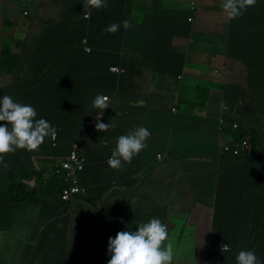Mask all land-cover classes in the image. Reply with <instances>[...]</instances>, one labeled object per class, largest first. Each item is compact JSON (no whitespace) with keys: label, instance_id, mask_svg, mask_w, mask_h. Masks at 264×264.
<instances>
[{"label":"crops","instance_id":"crops-1","mask_svg":"<svg viewBox=\"0 0 264 264\" xmlns=\"http://www.w3.org/2000/svg\"><path fill=\"white\" fill-rule=\"evenodd\" d=\"M116 1L108 0V4ZM76 2L84 9L83 0H0V62L3 50L19 53L20 45L33 34H41L46 23L77 18L71 15ZM222 3L128 0L124 9L129 19L151 21L159 14L166 36L179 28L171 47L176 56L186 58L183 73L175 78L154 71L150 66L157 65L151 58L152 40L128 42L133 64L128 73L130 84L124 89L130 97L127 94L122 101L110 96L108 123L114 119L115 126L104 142L109 148H93L80 174L87 193L71 204L63 202L52 181L53 170L63 158L37 160L44 167L42 185L36 179L29 184L44 189L41 195H34L32 203L10 205L3 196L6 187L2 191L0 264H107L111 258L109 237L121 230H137L139 224L153 218L167 225L165 244L171 242L174 250L171 264H214L216 256L221 260L219 251L212 253L213 245L232 232L229 222L246 223L240 235L264 240V226L257 233L251 226L255 219L264 223V159L256 154L251 159L224 160L219 155L222 145L233 142L235 123L227 112V127L224 132L219 130L221 108L236 105L231 87L241 86L242 94L244 90L249 95L247 80L252 76L242 54H229L232 19ZM87 11L90 15L100 9ZM190 19L193 28L188 38L183 34ZM256 40H264V35ZM234 42L250 46L248 41ZM258 65L252 62V66ZM12 83L0 71V88ZM244 106L237 108L240 117L246 116ZM253 118L244 121L242 129L264 140V123ZM141 125L151 131L147 147L131 163L123 162L122 168L109 167L107 160L117 138ZM223 173L234 182L222 189H232L235 194L221 198L218 184ZM252 189L260 193H250ZM81 242L87 245L80 247ZM259 260L263 264L260 256Z\"/></svg>","mask_w":264,"mask_h":264},{"label":"trees","instance_id":"trees-1","mask_svg":"<svg viewBox=\"0 0 264 264\" xmlns=\"http://www.w3.org/2000/svg\"><path fill=\"white\" fill-rule=\"evenodd\" d=\"M127 2L128 0H117L113 5L108 4L107 8L90 13L88 19L84 18V9L76 2L71 15L77 18L68 17L46 23L41 34H33L20 45L19 53L10 48L3 50L0 71L4 76H9L13 83L6 88H0V96L10 95L17 102L31 104L37 110L36 119L44 118L57 127L56 139L53 141L46 137L38 150L17 149L14 153L5 155L10 169L5 170L3 165H0V197L6 187L3 193L7 194L3 196L8 199L10 205L30 204L34 195L42 194L43 186L36 190V186L29 184L33 179H37L38 186L42 185L41 170L44 167L38 165L37 160L51 157L64 160L72 151L87 160L92 156L90 152L93 148H109V144L104 145V142L110 131L95 129L99 110L92 107V101L97 95H106L109 102L110 96L122 101L127 99L128 91L124 88L130 84L128 73L133 64L128 54L131 48L129 41L136 38L152 40L155 46L151 58L157 65L150 66L156 73L181 77L186 58L176 56L178 53H174L171 47L179 28L166 36L163 31L165 24L159 20V14L153 16L151 21L131 20L126 16L124 9ZM124 20H128L131 27L125 29L121 23ZM114 22L120 24L119 30L114 34L106 32L105 28ZM232 27L229 54H242L249 63V74L252 75H249L247 80L248 96L244 94V90L242 94L241 87H231L235 89L236 109L245 105L246 113V116L239 119L240 131L234 133L235 141L247 140L252 148L251 154H257L264 159V140L254 132L246 134L242 129L243 122L250 116L254 117L252 120L259 117L260 123H264V40H256L264 35V30H261L264 28V0H257L255 6L249 7L242 16L232 19ZM192 28V23H185L183 36L189 38ZM244 37L250 42V46L234 42H244ZM87 49H90V52ZM173 55L175 56L171 57ZM252 62H258L259 65L252 66ZM117 66L123 68L124 73L111 72L110 68ZM128 96L130 97V94ZM228 106L231 111L235 110V105ZM110 112V107L103 110L101 122L108 123ZM66 148L69 149L67 156L64 154ZM251 156L248 159H251ZM53 173L56 176L55 170ZM78 176L81 181L80 174ZM233 182L232 179L227 180L223 173L218 184V194L221 198L225 194H235L232 189H222L226 184ZM53 183L57 184L55 181ZM61 187L59 192L54 188L58 195L61 193ZM227 224L233 230L225 239L214 241L212 253L219 251L221 260L216 256L217 261L213 263L237 264V261L233 263V254L235 260L239 251L254 250L264 264V240H250L251 237L240 235L246 223L239 221ZM262 225L264 226V223L261 224L255 219L251 223L254 233H257ZM223 244H229L231 251L221 252L220 247Z\"/></svg>","mask_w":264,"mask_h":264},{"label":"clouds","instance_id":"clouds-1","mask_svg":"<svg viewBox=\"0 0 264 264\" xmlns=\"http://www.w3.org/2000/svg\"><path fill=\"white\" fill-rule=\"evenodd\" d=\"M256 2L257 0H223L222 8L230 19H236L242 16L249 7L255 6ZM83 4L84 18L88 19L89 14L87 10L89 8H107L108 0H83ZM24 15H28V12H25ZM121 23L125 29L131 27V24L128 20H124ZM189 23H191L190 20ZM119 28L120 24L114 22L108 25L105 28V31L114 34L119 30ZM258 51L259 49H257V52ZM117 67L121 69V72L115 74L124 73L123 68L119 66ZM218 75L219 72L216 73V76ZM109 106V97L106 95H97L92 101V107L99 110L95 123V129L97 131L107 132L109 128L115 126L114 119H112L110 123L101 122L103 110ZM221 109L222 116L218 120L219 130L221 132L225 131L227 125L224 114L228 112L230 121L235 122L232 126L234 133L236 131H240L239 119L241 117L237 112L236 105L234 111H231L227 104L222 106ZM173 111L175 112L176 110ZM36 117L37 110L31 104L17 102L10 95L0 96V122H4L0 123V165H3L5 170L10 169V165L5 161L6 154L14 153L17 149L35 151L38 150L39 147L44 143L46 137H50L53 141L56 139L57 127L53 126L48 120L44 118L36 119ZM9 125H11L10 129ZM234 125H237V129H234ZM150 136L151 131L142 125L129 130L124 135H120L117 138V143L115 148L112 150L111 156L107 160L108 166L113 169H120L123 167V162L131 163L133 157L138 155L147 147V140L150 138ZM242 141H235L234 136L233 142L225 145L230 146L234 143H239ZM225 145H222L219 154L220 158H223L224 160L245 159L250 155L253 156V154H251V148V152L246 155L241 157H232V155L223 153ZM65 159L62 160L60 165L56 168V176H54L53 173L52 181L57 183L56 185L53 183V186L58 190V192L61 186L64 185L61 187L60 192H62V189L67 185L57 174V170L62 167ZM159 159H162L161 156H159ZM86 166L87 160L85 158L84 168L80 171H77V175L82 174ZM24 182L28 183L27 181ZM79 183L83 186L80 179ZM83 187L86 188L85 186ZM250 193L259 194L260 192L259 190L252 189ZM81 195L85 194L75 195L70 202L63 201L61 198V193L59 197L63 202L71 204L76 197ZM166 240H168L167 225L162 223L158 218H153L146 223L139 224L137 230H121L117 232L115 237H109L108 253L111 258L108 260L107 264H171L174 255L173 245L171 242L165 244ZM220 251L223 253L230 252L231 247L229 244H223L220 247ZM236 261L237 264H261L254 250L239 251V253L236 255Z\"/></svg>","mask_w":264,"mask_h":264},{"label":"built area","instance_id":"built-area-1","mask_svg":"<svg viewBox=\"0 0 264 264\" xmlns=\"http://www.w3.org/2000/svg\"><path fill=\"white\" fill-rule=\"evenodd\" d=\"M90 52V49H87ZM114 73H120L121 69L118 67H111L110 69ZM234 129H237V125H234ZM251 152V146L248 141H242L234 143L233 145H225L223 153L232 155V157H241ZM85 158L79 155L76 151H72L71 155L66 157L62 164V167L57 170V174L60 176L63 182L67 184L62 189L61 198L63 201L70 202L75 195L86 194V188L79 183L77 171L84 168Z\"/></svg>","mask_w":264,"mask_h":264},{"label":"rangeland","instance_id":"rangeland-1","mask_svg":"<svg viewBox=\"0 0 264 264\" xmlns=\"http://www.w3.org/2000/svg\"><path fill=\"white\" fill-rule=\"evenodd\" d=\"M190 22H192L191 19H190ZM256 182H257V181H256ZM261 240H263V239H261ZM84 245H85V246L87 245L86 242H81V243H80V247H81V246H84ZM261 246H263V245H261Z\"/></svg>","mask_w":264,"mask_h":264}]
</instances>
